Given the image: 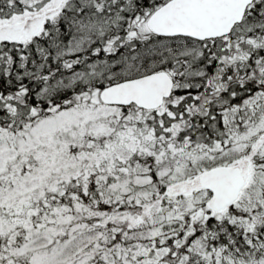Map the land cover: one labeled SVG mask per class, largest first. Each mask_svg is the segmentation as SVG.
I'll use <instances>...</instances> for the list:
<instances>
[{
  "label": "snow or ice",
  "instance_id": "6c2138e0",
  "mask_svg": "<svg viewBox=\"0 0 264 264\" xmlns=\"http://www.w3.org/2000/svg\"><path fill=\"white\" fill-rule=\"evenodd\" d=\"M0 264H264V0H0Z\"/></svg>",
  "mask_w": 264,
  "mask_h": 264
}]
</instances>
